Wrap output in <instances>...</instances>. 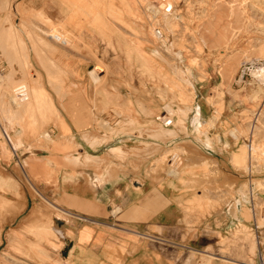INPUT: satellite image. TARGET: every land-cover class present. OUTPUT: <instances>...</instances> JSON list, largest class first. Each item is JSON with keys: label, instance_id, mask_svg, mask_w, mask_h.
<instances>
[{"label": "rangeland", "instance_id": "1", "mask_svg": "<svg viewBox=\"0 0 264 264\" xmlns=\"http://www.w3.org/2000/svg\"><path fill=\"white\" fill-rule=\"evenodd\" d=\"M56 1L0 0V264H73L63 252L76 220L124 217L122 196L103 194L116 181L191 190L179 197L188 233L218 231L219 255L189 252L195 264H255L258 249L234 238L264 248V0ZM84 14L92 44L69 29ZM130 170L140 176L110 177ZM249 192L258 230L233 223L253 220Z\"/></svg>", "mask_w": 264, "mask_h": 264}, {"label": "crops", "instance_id": "2", "mask_svg": "<svg viewBox=\"0 0 264 264\" xmlns=\"http://www.w3.org/2000/svg\"><path fill=\"white\" fill-rule=\"evenodd\" d=\"M57 2L56 0H51ZM60 13V12H59ZM89 15V14H86ZM84 14V21L80 22L76 16L73 32L78 36L83 44H92V36L89 32L88 22L86 19L89 16ZM62 18L64 16L61 15ZM83 25V29L82 28ZM81 29V30H80ZM110 40V39H109ZM82 62H74L72 64L73 70L76 71L78 82H85L82 77L86 74L88 69L87 64ZM113 64L112 62H110ZM134 63V64H133ZM133 67L138 69V62H133ZM128 62H123L121 68L125 67ZM137 64V65H136ZM118 65L114 69L115 72L121 71ZM148 69L150 65L147 66ZM134 71L133 77L137 81L139 79V72ZM127 81V80H122ZM114 87L112 90L118 92L119 82L113 81ZM212 108H208L211 111ZM201 111L203 109L201 108ZM213 111V110H212ZM125 145V144H124ZM125 147V146H123ZM129 150L128 146H126ZM134 147V146H133ZM132 147V148H133ZM143 157H132L134 163H143ZM140 172L130 171H116L111 172V179H134L138 178ZM108 173L106 172V175ZM105 177V176H104ZM156 178V176H155ZM101 176H96V181L100 182ZM111 184V191H108V185ZM146 184V182H145ZM145 184L143 187L124 186L122 182H106L104 188L107 189L105 195L115 194L122 196L121 201L117 206L125 213L123 218H102L97 216L94 212H90L86 216L81 217L84 221L76 220L73 225V238H70L68 246V257L71 258L73 264H195L192 255L189 252H206L207 254H218V239L217 230L214 232H204V230L196 229L195 235H190L187 231L186 221V207L185 203H180L179 197L190 196L191 190L183 191L184 189L166 187L159 190V187L151 185L147 194L144 193ZM148 195L151 201L144 203L146 212L140 213V198L143 195ZM142 195V196H141ZM142 198L141 200H145ZM255 205V198L249 192L247 201V208L251 214V204ZM86 211H95L96 206L91 203H84ZM191 209V208H190ZM243 223L255 225L254 218L251 221L244 219H235L233 221L235 227H240ZM246 226V224H243ZM248 227V226H247ZM236 229V228H235ZM192 231L191 233H193ZM257 239V237H256ZM262 246V245H261ZM259 246L257 253L263 252L264 248ZM219 255V254H218ZM226 257V256H224ZM221 257L225 262L227 260ZM212 264H223L213 261ZM228 264V262H227Z\"/></svg>", "mask_w": 264, "mask_h": 264}, {"label": "bare ground", "instance_id": "3", "mask_svg": "<svg viewBox=\"0 0 264 264\" xmlns=\"http://www.w3.org/2000/svg\"><path fill=\"white\" fill-rule=\"evenodd\" d=\"M6 2L7 1H9V0H5ZM169 5V4H168ZM166 7V6H165ZM13 8V7H12ZM152 9V11H153V9L154 8H151ZM157 11H159V10H155L154 11V13H156ZM168 11V10H167ZM17 12V11H16ZM9 20V19H8ZM15 25V24H14ZM22 25V24H21ZM15 28V27H14ZM19 28V27H18ZM16 31V30H15ZM28 32H30V31H28ZM13 35V34H12ZM29 38H30V36H28ZM33 38V37H32ZM36 38V37H35ZM31 39V38H30ZM31 41H32V39H31ZM40 41V40H39ZM33 42H35L34 40H33ZM36 43H37V40H36ZM35 43V44H36ZM39 43V42H38ZM31 44H33V43H31ZM41 44V43H40ZM34 46V45H33ZM38 46V45H37ZM17 48H19V47H17ZM34 48H36V47H34ZM22 48H20V50H21ZM37 49V48H36ZM41 49V48H40ZM15 50V49H14ZM35 50V49H34ZM37 50H39V49H37ZM42 50V49H41ZM16 51V50H15ZM19 51V50H18ZM15 53V52H14ZM18 53V52H17ZM21 54V53H20ZM40 54V53H39ZM38 54V55H39ZM11 55V54H10ZM15 58H16V56H15ZM33 61V59H32V56L31 55H29V54H26L24 57H23V60H22V63H23V65H28V64H30L31 62ZM255 72V71H254ZM262 73V72H261ZM259 73H257V75H258ZM254 75L256 76V73H254ZM259 76V75H258ZM24 95V94H23ZM36 96H37V94H35ZM33 96V97H36V96ZM37 98H39V97H37ZM37 98H36V100H37ZM31 100V99H30ZM33 100V99H32ZM12 101L13 102H15L16 101V98H15V96H13L12 95ZM18 101V100H17ZM16 101V102H17ZM28 106V105H27ZM255 120H256V118H255ZM253 127H255L254 126V123H253V125H252V129H251V131H250V137H249V140H250V142H251V144H252V146H253ZM255 129V128H254ZM45 133V132H44ZM231 133L233 134V136L237 139L238 137H239V133H240V129H233V130H231ZM48 136V135H47ZM49 139V138H48ZM252 149H253V147H252ZM252 149L251 148H249V153H248V161H251V158H252ZM164 157H169V156H173L175 153L173 152V150L172 149H168V150H166L164 153ZM172 159V158H171ZM243 160V159H242ZM169 161H170V159H169ZM172 161V160H171ZM170 161V162H171ZM170 175H174L176 172L173 170V169H170L169 170V172H168ZM63 210V209H62ZM65 212V211H64ZM38 215V214H37ZM51 217V216H50ZM49 219V218H48ZM255 220H256V217H255ZM22 221V220H21ZM56 221V220H55ZM54 222V221H53ZM53 224V223H52ZM54 225V224H53ZM57 226V225H56ZM56 230V229H55ZM242 231L244 232V230L242 229ZM256 238L255 237H250L249 235H247V233H246V235L243 237V238H238V237H235L234 238V244L235 245H240V246H242V247H244V245L246 246V251H248V253H250V254H253L254 252H255V249H258V245H257V242H256V240H255ZM258 241V240H257ZM248 243V244H247ZM247 244V245H246ZM258 244H259V242H258ZM222 257H224V256H222ZM224 259H226L227 261H228V264H254V261L253 260H251V259H248V260H244V259H241V257L240 258H238V259H234V258H229V257H224Z\"/></svg>", "mask_w": 264, "mask_h": 264}, {"label": "built area", "instance_id": "4", "mask_svg": "<svg viewBox=\"0 0 264 264\" xmlns=\"http://www.w3.org/2000/svg\"><path fill=\"white\" fill-rule=\"evenodd\" d=\"M249 148H251L252 149V144H251V142H250V144H249ZM251 195H252V197H253V193H251ZM251 209H252V213H253V218H254V220H255V217H256V207H255V205L252 203L251 204ZM256 221V220H255ZM254 227H255V229L256 230H258V227H257V225L255 224L254 225ZM256 233L258 234V232L256 231ZM260 237L257 235V240H258V242H259V246H261L262 244H260V239H259ZM255 264H264V253L263 252H259V254H258V261L257 262H255Z\"/></svg>", "mask_w": 264, "mask_h": 264}, {"label": "water", "instance_id": "5", "mask_svg": "<svg viewBox=\"0 0 264 264\" xmlns=\"http://www.w3.org/2000/svg\"><path fill=\"white\" fill-rule=\"evenodd\" d=\"M67 251H68V248H66V250L63 252V255H64V256L67 255Z\"/></svg>", "mask_w": 264, "mask_h": 264}]
</instances>
